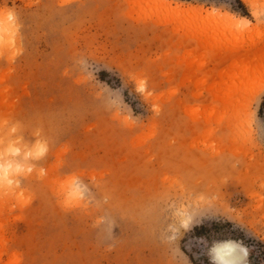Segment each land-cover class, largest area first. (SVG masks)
Wrapping results in <instances>:
<instances>
[{"label":"rangeland","instance_id":"1","mask_svg":"<svg viewBox=\"0 0 264 264\" xmlns=\"http://www.w3.org/2000/svg\"><path fill=\"white\" fill-rule=\"evenodd\" d=\"M251 1L0 0L20 26L0 53V119L50 147L25 199L0 196V264H217L226 243L264 264V0Z\"/></svg>","mask_w":264,"mask_h":264},{"label":"clouds","instance_id":"2","mask_svg":"<svg viewBox=\"0 0 264 264\" xmlns=\"http://www.w3.org/2000/svg\"><path fill=\"white\" fill-rule=\"evenodd\" d=\"M18 19L13 12L0 13V53L12 49L19 34ZM33 140L25 138L19 121L0 119V196L15 195L26 198L24 180L33 173L42 179L47 169L40 165L50 151L46 139L40 138L39 131L32 134ZM79 177L72 175L61 184L64 203L70 204L80 196Z\"/></svg>","mask_w":264,"mask_h":264},{"label":"bare ground","instance_id":"3","mask_svg":"<svg viewBox=\"0 0 264 264\" xmlns=\"http://www.w3.org/2000/svg\"><path fill=\"white\" fill-rule=\"evenodd\" d=\"M246 1L248 3H251V4L254 3L251 0H246ZM167 8H168V11H167L168 14L170 16L174 17L175 19L199 20V19H201V17H204L203 13H206L207 15H205L204 18H208V19H212V20L217 19V22H219L221 19L218 21V18L224 17L229 22V24L234 25L233 16L220 13L219 11H213V10L212 11H206V10L204 11L202 8H191V7L185 8V7H182L181 5H176L174 7H171L169 5ZM254 13H255V11H254ZM222 21H223V19H222ZM241 23H243L244 25L249 24V22L245 19L242 20ZM215 253H216L215 254V262L217 264H239L241 259H242V256L237 251V249L232 244H229V243H226L222 247H219ZM242 264H245V263H242Z\"/></svg>","mask_w":264,"mask_h":264},{"label":"trees","instance_id":"4","mask_svg":"<svg viewBox=\"0 0 264 264\" xmlns=\"http://www.w3.org/2000/svg\"><path fill=\"white\" fill-rule=\"evenodd\" d=\"M262 106L264 107V103L262 104ZM262 109V108H261ZM197 231H200V230H205L206 231V227H198L196 228ZM204 235V234H203Z\"/></svg>","mask_w":264,"mask_h":264}]
</instances>
